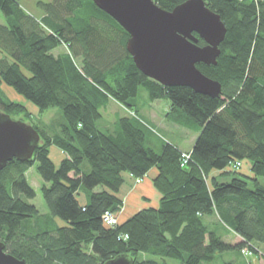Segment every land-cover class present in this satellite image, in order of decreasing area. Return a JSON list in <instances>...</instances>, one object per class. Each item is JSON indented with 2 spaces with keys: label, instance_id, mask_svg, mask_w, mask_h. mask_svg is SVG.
Here are the masks:
<instances>
[{
  "label": "trees",
  "instance_id": "trees-1",
  "mask_svg": "<svg viewBox=\"0 0 264 264\" xmlns=\"http://www.w3.org/2000/svg\"><path fill=\"white\" fill-rule=\"evenodd\" d=\"M23 1L0 0V112L24 115L42 141L31 160H12L0 173V241L6 250L27 264H104L122 254L133 264H212L219 258L221 264H242L245 248L254 256L260 252L264 0H205L228 29L217 64H198L222 83L218 97L146 76L127 50L129 33L93 0L41 1L42 18L29 15ZM154 1L173 10L185 0ZM2 85L40 114L60 108L61 122L50 128ZM141 86L150 102L169 100V122L198 132L186 165L179 145H149L156 129L138 105ZM111 101L132 114L118 112L102 129V108ZM52 148L62 154L58 163ZM246 159L252 175L233 168ZM34 164L44 180L46 213L29 202L37 196L26 174ZM152 169L160 205L107 226L105 212L123 208L124 175L146 177ZM228 174L234 175L223 181ZM221 227L237 234L238 242L225 241ZM229 251L242 262L224 258Z\"/></svg>",
  "mask_w": 264,
  "mask_h": 264
},
{
  "label": "water",
  "instance_id": "water-1",
  "mask_svg": "<svg viewBox=\"0 0 264 264\" xmlns=\"http://www.w3.org/2000/svg\"><path fill=\"white\" fill-rule=\"evenodd\" d=\"M129 33L127 50L137 67L165 86H187L218 97L222 83L198 67L216 65L227 26L205 0H185L167 10L154 0H93ZM198 36H197V35ZM205 44H199V39ZM40 132L30 123L0 112V173L12 160L26 162L40 146ZM118 255L104 264H133ZM0 264H27L9 253L0 241Z\"/></svg>",
  "mask_w": 264,
  "mask_h": 264
},
{
  "label": "rangeland",
  "instance_id": "rangeland-1",
  "mask_svg": "<svg viewBox=\"0 0 264 264\" xmlns=\"http://www.w3.org/2000/svg\"><path fill=\"white\" fill-rule=\"evenodd\" d=\"M41 1H45V2H49L52 0H24L23 1V7L26 9L27 13L29 15H31L32 17H37V18H42L44 16V12L42 10L41 7H39V3ZM0 23H5V19H4V15L1 14L0 16ZM63 50H66L65 47L62 48ZM1 55V54H0ZM77 61L80 63L81 58H78ZM5 88L6 93L8 94V96L14 100V101H18L21 103H24L25 105H27V107H29V109L34 113V115L39 116L42 119V122H44V124L50 126L51 127H57L61 122L62 119V114H61V110L58 107H52L47 109L46 111H44L43 113H39L38 109L36 106H34L31 102H29L28 100H26L22 95H20L19 93H17L12 87H9L7 85H3ZM137 102L138 105L142 106L144 105L145 108L149 109V113L151 116L150 119H147L152 126L156 129V135H150L148 138V143L149 145H151L154 149L158 150L160 148V144L162 142V140L166 141V142H170V143H174L179 145L180 147H186L189 148L191 147V145L193 144V141L196 137H198V132L193 131L191 129H187L181 126H177L174 125L173 123L167 121L164 117V112L167 109V103L170 104L169 100L167 99H160V100H156L155 103H150L149 101V95L148 92L145 90V88L143 86H141L139 88V93H138V97H137ZM102 112H103V119L99 122V125L102 129H105L107 126V121L110 119H113L116 113H121V114H126L128 113V111L118 102L116 101H111L109 103V105L107 107L102 108ZM128 114H132V112H129ZM16 119L19 120H23L27 123H30V120L26 119L24 117V115L20 114V115H14L13 116ZM159 122H162V125H158L160 124ZM167 122V123H166ZM158 123V124H156ZM54 149V148H52ZM184 151H188L190 152L192 150L191 149H183ZM51 155L53 157V159L58 163L59 160L62 157V154L60 153V151L58 149H54L51 150ZM36 165L34 164L33 166H31L28 171L26 172L27 177L29 178L30 183L33 185V187L36 189L37 191V196L34 199H30L29 202L35 204L38 209L42 212V213H46L48 212V208L47 205L43 199L42 193H41V187L42 184L44 183V180L42 179V177L39 175V173L37 172L36 169ZM240 173L246 174V175H251V170H250V161L249 160H244L243 165L239 171ZM234 174H228V175H224L221 176L223 181H230L231 178L233 177ZM138 178H136V182L137 183H141L145 177H141V181L138 182ZM123 209H121L119 212H117V215L120 219V212ZM256 246L260 249V252L258 256H260V253L263 255H261V257H264V243H256ZM226 254V253H225ZM246 255V259H243V262L240 261L241 259L238 258L237 256V252L235 251H229L224 258L229 257L231 258H237L239 259L240 262H242V264H263V263H259V260L257 256L251 255V253H245ZM228 259V258H226ZM222 262V258H219L218 260H216L214 263L212 264H221ZM176 264V263H173Z\"/></svg>",
  "mask_w": 264,
  "mask_h": 264
},
{
  "label": "crops",
  "instance_id": "crops-1",
  "mask_svg": "<svg viewBox=\"0 0 264 264\" xmlns=\"http://www.w3.org/2000/svg\"><path fill=\"white\" fill-rule=\"evenodd\" d=\"M2 89L5 91V88L3 85H2ZM155 102L156 100L150 103L152 104ZM167 106L168 107L164 112V117L166 120H167L166 113L169 110L170 104L167 103ZM140 108H141V112L143 113L144 117L147 119H150L151 116H149L150 115L149 109L145 108L144 105L140 106ZM159 123L160 124L158 123L156 124L162 125V122H159ZM196 138L194 139L191 147L189 148L181 147V148L183 149L193 148ZM155 175H156V171L155 169H152L141 183H137L136 177L129 173H126L124 175L125 182L122 185L120 192H119V195L124 200V205L122 208L123 210L119 213L121 222H125L128 218H130L132 215H134L135 213L139 212L142 209H146L149 207H158L160 205L161 194L156 189L154 182H153ZM80 199L82 202H87V198L84 195L80 196ZM221 231L223 234L222 235L223 239L225 241L232 243V244H235L238 242L239 237L237 236V234L233 233L232 231L227 230L225 227H221ZM258 255L259 253L255 254V256L259 257L258 258L259 263L264 264V257L263 258L261 257L262 255L261 253H260V256Z\"/></svg>",
  "mask_w": 264,
  "mask_h": 264
},
{
  "label": "built area",
  "instance_id": "built-area-1",
  "mask_svg": "<svg viewBox=\"0 0 264 264\" xmlns=\"http://www.w3.org/2000/svg\"><path fill=\"white\" fill-rule=\"evenodd\" d=\"M191 157V152L188 151H184L182 154V165H186L188 163V160ZM243 165L242 161H237L235 162V164L233 165L234 169H240ZM141 181V178H138V182ZM103 222L107 225V226H115L117 224H119L120 219L117 215L116 212L108 210L105 212V214L103 215ZM244 253H251L247 248H245Z\"/></svg>",
  "mask_w": 264,
  "mask_h": 264
}]
</instances>
